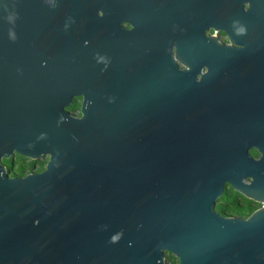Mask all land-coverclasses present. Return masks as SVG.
I'll list each match as a JSON object with an SVG mask.
<instances>
[{
    "label": "water",
    "instance_id": "1",
    "mask_svg": "<svg viewBox=\"0 0 264 264\" xmlns=\"http://www.w3.org/2000/svg\"><path fill=\"white\" fill-rule=\"evenodd\" d=\"M13 151L49 160L0 165V264H264V207L211 212L224 180L264 200V0H0V159Z\"/></svg>",
    "mask_w": 264,
    "mask_h": 264
},
{
    "label": "flooded vegetation",
    "instance_id": "2",
    "mask_svg": "<svg viewBox=\"0 0 264 264\" xmlns=\"http://www.w3.org/2000/svg\"><path fill=\"white\" fill-rule=\"evenodd\" d=\"M249 7V2L246 1L241 4L242 10L245 12ZM101 10L97 11V16H101ZM118 26L125 30H131L134 26L127 21H121L118 23ZM202 35L204 37H210L211 35H215L216 41L221 43L222 45H230V47L234 48H243V45L231 43L229 40V36L225 29L219 28L216 31L212 26H208L206 29L203 30ZM173 43H176L173 41ZM176 46H172L171 55L174 61L176 62L177 69L185 70L188 69L187 65L182 64L176 57ZM208 68L206 65H202L200 73L205 74ZM201 75L196 74L195 80L200 82ZM84 101V94L78 93L71 96V101L69 104L63 106V111L67 112L70 116L80 117L82 115V103ZM245 154L254 161H259L261 159V151L257 146H250L246 148ZM49 158L41 157L37 160L33 159H25L24 157L18 156L16 152H12L9 157L2 156L0 159V165H3L7 171L8 177H23L29 173H39L42 172ZM20 173L22 175L20 176ZM264 174V170H263ZM244 181L252 182V176H245ZM264 207V200L258 201L257 199L250 197L238 189H235L230 181L224 180L222 182L220 194L215 197L211 202V212L223 217V218H236L247 220L252 214ZM165 258H168V255L171 254H164ZM175 259V258H173ZM178 264V260L175 259ZM168 263V262H167Z\"/></svg>",
    "mask_w": 264,
    "mask_h": 264
},
{
    "label": "trees",
    "instance_id": "3",
    "mask_svg": "<svg viewBox=\"0 0 264 264\" xmlns=\"http://www.w3.org/2000/svg\"><path fill=\"white\" fill-rule=\"evenodd\" d=\"M22 175V173H20V176ZM167 260H168V264H175L177 261L173 258H171V255L167 256Z\"/></svg>",
    "mask_w": 264,
    "mask_h": 264
}]
</instances>
